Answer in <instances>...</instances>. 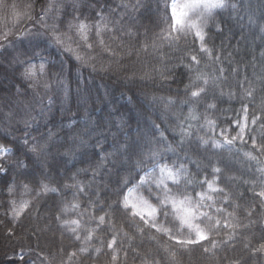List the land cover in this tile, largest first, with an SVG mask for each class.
Returning a JSON list of instances; mask_svg holds the SVG:
<instances>
[{"label":"clouds","instance_id":"obj_1","mask_svg":"<svg viewBox=\"0 0 264 264\" xmlns=\"http://www.w3.org/2000/svg\"><path fill=\"white\" fill-rule=\"evenodd\" d=\"M175 2L0 0V145L10 149L9 155L0 159V196L8 193L12 184L17 185V190L29 184L33 200L39 204L47 199L55 216H59L63 207L60 195L49 193L41 197L40 182L49 183L67 200L65 193L70 188L64 185L73 183L71 177L79 179L91 168L95 173L91 180L79 179L87 187V193L80 195L84 187L78 193L71 190L72 195L88 197L95 188V198L90 199L95 202V208H99V215L110 213L119 218L122 225L131 222L146 228L134 219V211L121 203L129 188L140 185L142 200L156 210L159 223L171 231L187 234L173 202L198 204L204 193L212 195L207 187L211 180H222L223 191L233 188L228 178L235 175L231 168L224 177L214 175V167L218 163L222 166L225 160L237 165L236 171L251 170L239 151H221L211 143L212 133L203 121L192 124L187 141H181L176 129L184 124L189 111V102L193 99L190 87L197 66L223 67L221 75L228 72L218 54L217 39L223 41L231 37L237 44L250 45L247 51L252 53L253 60L247 63L255 68L258 59L260 70L264 68L261 56L264 53V0H221L216 7H208V0H188L191 6L186 9L182 26L175 25L172 13ZM101 11L110 18L105 39L113 54L104 58L105 50L97 43L95 67L81 64L55 42L53 26L57 31H68L69 25L78 19L94 24L99 22ZM197 28L203 30L207 47L215 50V56L201 48ZM169 31L171 41L164 38ZM254 47L261 49L259 57ZM232 55V51H228L223 59L229 64L239 63L230 59ZM193 56L197 57L199 65L192 62ZM124 60L127 63L122 62ZM41 62L46 65L43 73H38L35 80L25 76L29 65ZM69 62L75 65L77 79H81L82 72L92 75L93 81L111 79L112 74L116 78L113 85H108L111 98L105 101L103 112L90 111L87 118L81 116L66 125L57 114L45 120L42 107L37 106L56 95L57 84L63 88L65 82L70 81L71 76L65 70ZM236 70L232 68L229 79L235 78ZM20 96L35 101L27 117L18 103ZM208 98L212 99L211 94ZM237 99V96L232 98ZM222 102L223 97L216 93L218 107ZM196 107L202 114L212 115L204 103ZM213 119L219 127H229L221 112ZM101 136L107 142L106 147L101 143ZM201 138H208L209 144L202 143ZM97 145L103 147L107 155L101 153ZM20 161L25 167L18 166ZM161 166L175 169L179 175L165 177L162 182L144 183L146 174L155 176ZM101 169L107 170L103 180H99ZM100 191L107 193L104 200L99 198ZM214 198L221 199L219 195ZM143 239L147 242L146 237ZM159 239L161 244L168 243L166 238ZM140 240L138 237L137 241ZM145 248L154 254L156 264H169L163 247L146 244ZM193 255L198 257V264H209L205 253L196 247L178 251L180 264H193ZM128 264L137 262L132 257Z\"/></svg>","mask_w":264,"mask_h":264},{"label":"snow or ice","instance_id":"obj_2","mask_svg":"<svg viewBox=\"0 0 264 264\" xmlns=\"http://www.w3.org/2000/svg\"><path fill=\"white\" fill-rule=\"evenodd\" d=\"M75 2L77 0H74ZM220 2L221 0H208V7L219 6ZM190 6L188 0H176L172 5L176 26L184 24L186 9ZM109 20L110 18L101 11L99 22L94 24H90L86 19H78L69 25L68 31H57L53 26L54 40L66 51L71 52L81 64L95 67L97 43L106 53L113 54L105 39V33L110 27ZM193 27L196 26L193 25ZM196 35L205 53L215 56V50L207 47L203 30L197 28ZM164 38L171 41L172 32L169 31ZM153 47L155 48V45ZM261 56L264 57V53H261ZM220 59L222 61V58ZM192 62L199 65L196 56L192 57ZM45 70L46 65L43 62L39 65L31 64L25 69V76L35 80L38 73H43ZM223 71V67L208 69L197 66L190 87L193 99L189 102L190 107L184 124L178 126L176 130L179 132L181 141H187L192 132V124L203 121L212 133L211 143L217 149L239 151L246 165L255 171L248 178L244 175L229 176L230 183L234 187L228 191L221 189L222 180L207 182L212 195L204 193L198 204L194 205L185 201L173 202L180 224L187 229V234L184 231H171L159 223L156 210L143 202L139 191L140 185L129 188L121 203L124 208L134 211V219L139 220L140 225L146 228L131 222H124L122 225L120 219L112 217L110 213L99 215L94 211L95 202L91 199L88 201L89 208L80 210L79 195L74 193L71 201L64 200L56 188L41 181L40 196L43 197L49 193L57 194L60 195L63 203L60 215L55 216V220L61 228V245L66 234L72 241L70 247L73 250L67 251L63 247L60 248L61 264H65V259L66 264H81L82 259H87L92 264H100L104 258H106L105 264H128L129 250L132 251L135 259L138 258L141 261V264H156L154 254L143 247L145 237L148 245L155 244L163 247L169 264H180L178 251H189L194 247H199L202 252L209 254L210 258H215L216 250L221 246L235 247L237 237L241 235L237 229H243L245 233L252 232L254 236L255 232L252 230L258 223L261 226L260 244L253 246V239L248 235H243L241 238L245 248L253 253H264V96H260L257 102L258 84L256 81H248L245 78L247 86L241 87L239 92L240 108L233 117H227L226 112L231 109L225 110L218 107L215 103L216 93H219L220 97L226 96L229 100L237 96V93L231 89L224 90L222 85L229 80V75H221ZM231 72L232 68H229L228 73ZM237 74L236 70L235 76ZM257 81L259 86H264V68L257 76ZM237 83L239 84V81ZM209 94L212 96L211 100L208 98ZM49 103L51 104L52 101L49 100ZM200 103H204L207 111L212 115L202 114L196 107ZM218 111L223 114L229 127L221 128L213 119ZM201 139L204 144L210 142L208 138ZM9 153L10 149L7 145H0V159L8 156ZM18 166L25 167L22 161L18 162ZM227 172L228 170L219 163L214 167V175L218 177H224ZM177 175H179L177 170L161 166L155 176L152 173L146 174L144 183H151L154 180L162 182L165 177ZM70 179L73 183L64 185L65 188L75 189L78 193L79 189L84 187V193L80 195L87 193V187L77 177L73 176ZM243 186L247 187L241 191ZM21 188L26 195H33V189L29 184H23ZM246 191L252 193L250 199H245ZM8 193L15 195L17 185L9 186ZM216 195H219L221 199L216 200L214 198ZM11 205L14 216H18L30 207L31 200L21 199L19 203L12 200ZM66 213H72L76 218L65 219ZM217 236H221V239H215ZM138 237L141 238L139 244ZM161 237L166 238L168 243L161 244L159 239ZM142 247L143 250H141ZM44 259L48 258L44 257ZM234 264L239 262L236 261Z\"/></svg>","mask_w":264,"mask_h":264},{"label":"trees","instance_id":"obj_3","mask_svg":"<svg viewBox=\"0 0 264 264\" xmlns=\"http://www.w3.org/2000/svg\"><path fill=\"white\" fill-rule=\"evenodd\" d=\"M100 5L97 4V8ZM95 15V12L92 13ZM238 39V38H237ZM216 44L219 46V55L222 58L223 66L226 68L237 69L238 74L234 79L230 78L224 85L225 91L231 89L237 93L239 97V92L241 87H246L245 78L248 81H256L258 84L257 88V102H259V97L264 96V86H259L257 81V76L261 74L259 60L255 62V68H253L247 61L253 60L252 53L248 52L250 45H240L237 44L236 39L231 37L224 39L216 40ZM98 51V50H97ZM228 51H232L233 55L230 59H234L239 63L229 64L228 60H224V56L227 55ZM253 51L256 56L259 57L261 49L254 47ZM104 58L110 56L109 53H102ZM127 63V60L122 61ZM65 70L69 72L71 78L69 82H65L63 88L61 85H56V95L51 98L52 103H49V100L45 99L42 106L38 105L37 107H42L44 112V119H50L53 114H57L58 118L64 120V123L67 125L72 120H79L81 116L85 118L88 117L90 111L93 112H103L105 108V101L109 100L111 88L108 85H113L115 80V74H112L111 79H101L96 78L93 81L92 75H89L87 72L81 73V79H77L75 75V65L69 62ZM253 72L256 75H253ZM224 75H229L228 72H225ZM239 81V84L237 83ZM79 92V95L76 93ZM18 103L20 104L23 114L27 117L28 112L31 110V104H34L35 101L31 100L26 96H20L18 98ZM219 107L231 111H227V117L231 118L240 108L239 100H229L226 96L223 97V102ZM234 126V125H233ZM104 131H107L106 129ZM177 136L179 137V132L177 131ZM101 143L107 146V142L103 140V136L100 137ZM97 149L104 153V148L97 145ZM107 155V153H104ZM98 159V158H97ZM222 167L226 169L231 168L235 175H244L245 178H248L255 170L251 169L250 171L245 170L244 172L236 171L238 168L234 163L230 164L225 160L222 164ZM106 169H101L99 180H103L105 177ZM231 174V173H229ZM94 176V173L91 168L85 173H82L79 179L81 180H91ZM243 186L241 191H244ZM96 189L93 188V191L89 193L88 197L81 196L80 200V210H86L89 208L88 201L89 199L95 198ZM67 200L71 201L73 198L72 190L69 189L65 193ZM107 193L105 191L99 192L100 200L106 198ZM252 193L250 191L245 192V199H250ZM21 199L31 200L30 207L21 213L18 216H14L13 209L11 205L12 200H16L17 203ZM243 202V201H241ZM259 211V208L257 209ZM94 211L99 214V208H95ZM65 219H74L76 218L72 213H66L64 215ZM243 218V216L241 217ZM246 222V221H245ZM260 225L259 223L254 226L253 232L255 235H252V232L245 233L243 229H237V232L241 235L237 237L235 247H224L221 246L220 249L216 250L215 258H210L209 254H205V258L208 259L209 264H234L238 261L239 264H264V253H253L249 249L244 247V241L241 238L243 235L251 236L253 239V246L260 244ZM61 228L55 220V212L50 201L47 199L42 200L39 204L33 200V195H26L23 190H17L15 195H9L5 193L3 196H0V264H61L60 248L63 247L67 251L73 250L70 245L72 241L68 236L64 235L63 244L61 245ZM215 239L220 240L221 236L215 237ZM139 244L140 242L137 241ZM147 242H145V247ZM207 246V242H205ZM127 248V245H125ZM143 247L141 250H143ZM199 248V247H196ZM44 257L48 259L45 260ZM133 257V253L129 250V259ZM128 259V260H129ZM106 258L100 262V264H105ZM137 264L139 259H135ZM66 264V259H65ZM81 264H92L91 261L87 259H82ZM193 264H198V257L193 255Z\"/></svg>","mask_w":264,"mask_h":264}]
</instances>
